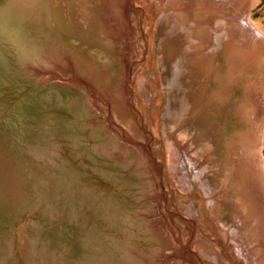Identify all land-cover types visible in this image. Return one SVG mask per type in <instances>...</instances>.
Returning a JSON list of instances; mask_svg holds the SVG:
<instances>
[{
    "label": "bare ground",
    "instance_id": "1",
    "mask_svg": "<svg viewBox=\"0 0 264 264\" xmlns=\"http://www.w3.org/2000/svg\"><path fill=\"white\" fill-rule=\"evenodd\" d=\"M72 1L0 0V151L9 153L1 154L0 251L13 223L19 235L7 239L28 240L18 251L24 264H264V31L251 17L258 0L146 1L136 25L156 31L154 86L133 77L125 32L120 39L102 21L116 26L113 11L130 10L128 1L76 0L83 17ZM73 20L90 28L89 39L86 30L74 34ZM60 46L71 51L73 69L36 76L34 52L46 58L42 51ZM95 63L107 67L97 81ZM144 84L154 88V114ZM163 117L175 146L152 142L169 137ZM148 120L160 136L145 131ZM148 149L153 159L143 157ZM33 195L56 205L46 219L64 224L62 237L59 224L26 233L24 210L41 209Z\"/></svg>",
    "mask_w": 264,
    "mask_h": 264
},
{
    "label": "rangeland",
    "instance_id": "2",
    "mask_svg": "<svg viewBox=\"0 0 264 264\" xmlns=\"http://www.w3.org/2000/svg\"><path fill=\"white\" fill-rule=\"evenodd\" d=\"M47 1V3L49 4V6L50 5H52V4H54L55 2H57L58 0H46ZM50 1V2H49ZM99 1V0H98ZM128 1V3L130 4V7H131V9L130 10H128V8L127 9H125L124 11H120V10H118V9H116L115 11H113L114 13L116 12V14H119V15H115V17H114V23L115 24H117V25H119V26H111L110 25V21H108L107 19H105V20H102L103 22H105V24L108 26V31H117V32H114V34L115 35H119V38L120 39H123V35L121 34V32H125V39L128 41V43H127V47H130V48H128L127 49V51H129V52H127V54L129 55V57H130V61H131V63L133 64V68H132V73H134L135 71V73H134V75H133V77H135V78H137L138 77V75L140 76V75H143V77L146 79V81H147V83H149V85H152L153 83H155V75L153 74V64H152V59H153V56H151V60H150V55L151 54H153V52L155 51V45H153L152 46V44H154L153 42H155V40H153L151 43H149V37H150V35L151 34H153V35H151V37H154V39H155V33H156V31H153L152 29H150V26H149V24L147 23V24H142L141 22H140V25H141V29L140 30H142V31H144V33L145 34H140V35H138V33H139V28H137V25H136V19H137V17H138V10L140 11L141 10V8H140V6L142 7H144V6H147L146 4H147V2L148 3H150V1L151 0H133V3L135 2V4H137V5H133L132 4V2L130 1V0H127ZM145 1V2H144ZM147 1V2H146ZM156 1H158V0H154V2H153V0H152V4H153V7H155V4H156ZM75 2H76V0H73L72 1V4H74V9H73V11H71L72 13H75V14H78L80 17H83V16H85V14L82 12V9L81 8H79V7H77L76 5H75ZM106 3L108 2V0H106L105 1ZM104 2V3H105ZM143 2H144V5H143ZM110 3V2H109ZM109 3H107L108 5H109ZM113 5V4H112ZM84 7H87L86 6V4H85V6ZM101 7H105V4H103L102 3V5H101ZM109 7V6H108ZM113 7V6H112ZM154 9V10H153ZM105 10V9H104ZM102 11V14H105V12H108V14H111V12H109V11ZM150 10H152V11H157L158 9H155V8H151ZM117 11H119L122 15H120V13H117ZM158 13H159V11H158ZM106 15H107V13H106ZM112 15V14H111ZM160 15V16H159ZM159 15L157 14V19H159V21L160 22H163L164 21V18L162 19L161 18V13H159ZM109 16V15H108ZM121 16V17H120ZM151 15L149 14V17H150ZM154 16L152 15L151 16V22H152V20L156 23H154V27L159 23L158 22V20L156 19V18H153ZM251 17H252V19H253V21L258 25V27L259 28H261L263 31H264V0H258V2H257V4L255 5V7L254 8H252V11H251ZM143 19V18H142ZM116 20V21H115ZM39 21V25H40V28H42L41 27V25L43 26V23L46 21L45 20V16H38L37 17V22ZM78 21V22H77ZM107 21H108V23H107ZM144 21V20H143ZM119 23V24H118ZM71 24L73 25V26H71L72 28L71 29H74L73 30V32H74V34L76 33V34H78V36H81L80 34H81V32L83 31V30H86V32L87 33H84V35H85V37L87 38V39H89V30H90V28H88L87 26H85L84 25V22H82V20L80 21V20H76V21H71ZM122 25V26H121ZM80 26V27H79ZM98 26H100V24H98ZM112 27V28H111ZM128 27H133L132 28V30H128ZM153 27V28H154ZM79 28V29H78ZM135 28V30H133ZM92 29V28H91ZM121 29V30H120ZM125 29V30H124ZM149 29V30H148ZM92 31V32H91ZM90 32L92 33V34H95V32L96 33H98V31H95V30H91ZM127 32H130V35H131V37H130V35L128 34L127 35ZM147 32V33H146ZM154 32V33H153ZM99 34V33H98ZM124 34V33H123ZM100 35V34H99ZM117 35V36H118ZM141 35H144L145 36V44H144V42H143V38H142V36ZM127 36V37H126ZM135 36V37H134ZM129 37V38H128ZM128 38V39H127ZM134 38H135V40H134ZM114 39V38H113ZM113 39L111 38L110 40H112L113 41ZM117 39V38H116ZM109 40V41H110ZM118 40V39H117ZM112 41H110L111 43H115V44H117V42H116V40L114 41V42H112ZM150 44H151V47H153L152 48V51H151V53L149 54V52L147 53V51H148V48H149V46H150ZM155 44H156V42H155ZM57 46H59V45H57ZM147 47V48H146ZM142 49H145L146 51L145 52H143L142 53ZM116 50H118L119 51V49H116ZM131 50V51H130ZM38 52H39V54H38ZM70 50L69 49H67L66 47H55L54 48V51L53 52H48V50H45V51H42V54L44 55V56H46V58H42L41 56H39L40 55V53H41V51H35L34 52V54L35 55H37L35 58H36V60H35V63L33 64V67H34V70H35V73L34 74H36V76H40V77H43V76H45V75H47V72L49 71V70H51V69H58L59 67L58 66H66L67 68H71V69H73L72 68V64H70V59H69V55H70ZM86 53V52H85ZM88 53V52H87ZM141 53V54H140ZM94 55V54H93ZM39 56V57H38ZM87 57H89L90 56V54L88 53L87 55H86ZM118 56V57H117ZM136 57V58H135ZM119 59H121V55H116V61L118 60V62H120V60ZM149 59V60H148ZM45 60H49V64H44V61ZM77 60V59H76ZM147 60V61H146ZM77 64H79V65H81L78 61H75ZM150 63V65L149 66H147V63ZM96 65L93 67V73L91 74L92 76H93V78L94 79H96L97 78V76L99 75V73H98V71L99 72H102V71H104V72H106V70H107V67H105V66H102L101 64H99V65H101L100 67L97 65L98 63H95ZM49 65V66H48ZM138 65H139V68H137L138 67ZM143 65V66H142ZM151 65H152V69H151ZM140 66H141V68H140ZM99 67V68H98ZM102 67V68H101ZM100 69V70H99ZM102 69V70H101ZM138 69V70H137ZM87 70V69H86ZM115 70H117V73H119V75H121V74H123L122 72H120L118 69H117V67H115ZM139 70H141V71H139ZM152 71V73H151V71ZM137 71H139V72H137ZM144 72H145V74H144ZM150 72V73H149ZM52 74V72L51 73H49L47 76L49 77L50 75ZM96 74V75H95ZM107 74V73H106ZM105 74V75H106ZM138 74V75H137ZM153 74V75H152ZM145 75V76H144ZM150 75H151V77H150ZM96 76V77H95ZM137 76V77H136ZM153 76V77H152ZM150 77V78H149ZM97 80H99V78H97L95 81H97ZM150 80V81H149ZM43 81H44V79H43ZM149 81V82H148ZM117 82V81H116ZM145 85V84H144ZM155 84H153L152 86H154ZM117 86H121V84H117V83H114L113 82V87L114 88H116ZM147 86H148V84H146L145 86H144V88H146V89H144V96H145V98H146V100H147V98H149V102L147 101V102H145L146 100H142L143 102H144V104H147L148 103V105L150 106H148V112L149 113H151L152 112V107L154 106V105H156V107H157V104H156V100H157V98H156V96L154 97V95H156L155 94V91L153 90L154 88L151 86V87H148L147 88ZM121 87H117V89H118V92L120 91L121 92V90H122V93L123 94H125V92H123V89L121 88ZM154 91V93H152L153 91ZM152 91V92H151ZM111 93V92H110ZM127 95V94H126ZM148 95H150V96H148ZM152 95V96H151ZM114 97H115V95H114ZM154 102H153V101ZM141 101V100H140ZM139 101V104H141V103H143L142 101L140 102ZM101 102V101H100ZM163 102H165L164 100H163ZM152 103V104H151ZM151 105H153V106H151ZM167 103H166V107H167ZM162 106H163V108L165 107L164 106V103H162ZM141 109H143V108H141ZM166 109V108H165ZM148 113V114H149ZM153 113V112H152ZM154 114V113H153ZM164 117H165V113H164ZM163 117V118H164ZM183 118L184 117H182V119H181V124H182V120H183ZM168 119V118H167ZM166 121V122H165ZM149 122V124H152L149 120L147 121V123ZM168 120H166L165 118H164V123H162L161 124V128L162 129H164V127H166L167 126V128L168 129H164L163 130V133L165 132V133H167V136L165 137V138H167L168 136V138H167V140H165V139H163V140H161L160 141V139H158V140H155V138L154 137H152L151 139H152V142H154V141H157L158 142V144H160V146L161 147H164L165 148V144H167V146L169 145L168 143H171L172 142V144L174 145V139H173V137L171 136L172 135V133L173 132H171V131H169V130H171V129H169L170 128V126H168ZM167 123V124H166ZM180 124V125H181ZM145 125V124H144ZM152 126L154 127V129L155 130H151V129H153V127H149V128H147V130H145L146 132H151V133H153V135L154 134H159V136L161 135V133H160V131L159 130H157L156 129V127L154 126V123L152 124ZM144 127H146V125L144 126ZM158 131V132H157ZM169 131V132H168ZM148 132V133H149ZM171 133V134H170ZM50 135V134H49ZM39 137V136H38ZM171 139H172V141H171ZM171 141V142H170ZM166 142H168V143H166ZM0 144L2 145V143L0 142ZM27 145L29 144L30 145V142L29 141H27V143H26ZM40 144L39 143H36V144H34V146H37V148H38V146H39ZM151 145V144H150ZM175 146V145H174ZM173 146V148L175 149L176 147H174ZM24 147V146H23ZM264 148V147H263ZM262 148V151L261 152H263L262 153V155L264 156V149ZM20 149H25V148H22V146H20ZM39 149H41L40 147L38 148V150ZM159 149V147H155V148H153V151H157ZM17 150H19V148L17 149ZM4 151H7V150H3V152L2 151H0V170L2 169V166H3V161L5 160L3 157H5V156H3V155H1V154H6V156H8L9 157V153H8V151L7 152H4ZM143 157H145V156H147V157H149L148 159H153V156H151L152 155V150L151 149H148L147 150V152L145 153V152H143ZM165 154V153H164ZM12 158H13V156H11ZM19 157V156H18ZM11 158V159H12ZM20 158V157H19ZM14 159V158H13ZM7 161H9V159L7 158L6 159ZM158 160H161L160 159V157L158 158ZM13 161V160H12ZM159 163H163V162H159ZM163 166V172L165 173L166 171H167V168L165 169V165H164V163L162 164ZM165 166V167H164ZM165 170V171H164ZM162 172V178H163V180H164V182L163 183H165V185H166V187L167 188H170V191H173V187H172V185H170V183H172V182H168V181H170V179H169V177H166V176H169L170 175V173H163ZM168 172V171H167ZM180 177H182L183 178V176L181 175ZM184 180V179H183ZM180 181V180H179ZM167 182L169 183V184H167ZM185 182V181H184ZM169 185V186H168ZM172 187V188H171ZM32 191L34 192V189H32ZM166 193H167V191H166ZM33 197H34V201L35 200H38V202H39V206L41 207V209H36V206L35 205H33V207L31 206H28L27 208H26V210H24L25 211V213H28V216L25 218V221H24V223L22 224L21 223V225H22V227L24 228V230H27L28 229V231H26V233L27 232H32L33 230H38V229H40L41 231H43V234L44 233H47V232H50V231H52V230H54V229H56V225H58L59 224V226H61L60 228H58V230H57V232L59 233V234H61V237L63 236L62 234V231H61V229H62V227L64 226V224H61V223H57V222H53V221H51L50 219L51 218H49L48 220L50 221V223H49V221L46 219V217L48 218V217H54V216H52V212L55 210L56 211V205H54V204H51V203H48V202H46V200H42V199H40V198H38L37 199V197L35 196V195H33ZM61 202L59 201V204H60ZM50 204V205H49ZM42 205H43V207H42ZM51 206V207H50ZM29 208H32V209H29ZM52 209V210H51ZM27 210L29 211V212H27ZM37 210V213L36 214H34L35 213V211ZM50 210V211H49ZM42 211H47L46 212V214H43L42 213ZM30 213H32V214H30ZM47 213H48V215H47ZM59 213V212H58ZM37 214H39L38 216L40 217V219H41V221H40V219H38L39 217H37L36 215ZM31 215H32V217H31ZM33 215H34V218H33ZM70 216V217H69ZM77 216V213H75L74 215H71V214H69L68 215V218L67 217H63V220H70V219H75V217ZM56 217V216H55ZM72 217V218H71ZM45 219V222L43 221V219ZM67 218V219H66ZM29 219H32L31 221H30V223H28V221H29ZM38 219V220H37ZM62 219V218H61ZM37 221H40L39 223H37ZM48 221V222H47ZM43 224H42V223ZM52 222H53V224L55 225H53L52 224ZM48 224V225H46V224ZM73 223V224H72ZM50 224V225H49ZM61 224V225H60ZM66 224H68V223H66ZM65 224V225H66ZM70 224L73 226V227H75V225H78L79 224V220L75 223V222H70ZM10 225V229H9V231H8V229H6V233H5V229H3L4 230V233L6 234V236H4V237H6V242L8 241L9 243H10V245H8L7 244V246H6V249L5 250H2L3 251V253L0 251V263H4L3 261H4V259L6 258V259H11L12 260V258L14 257V258H17V259H15V264H24V261H23V254L22 253H18V251L20 250V248H21V250L22 251H24L25 250V248L24 247H26L25 245L27 244V242H28V240L26 239V240H24V242H23V244L21 245V241H17L16 243H14L13 244V239H10V240H8L7 239V236H10L11 238H12V236H17V235H19V233L16 231V225L14 224L13 225V223H11V224H9ZM38 226V227H37ZM44 226V227H43ZM48 226V227H47ZM43 227V228H42ZM54 227V228H53ZM58 227V226H57ZM36 228V229H35ZM13 229V230H12ZM3 230H2V232H3ZM10 230L11 231H14L15 232V235L14 234H12L11 232H10ZM40 231V232H41ZM26 233H25V231H24V233H23V235L25 236L26 235ZM42 235V233L40 234V236ZM72 236H73V233H72ZM76 238V237H75ZM26 242V243H25ZM21 246H23V247H21ZM28 246V245H27ZM15 247V248H14ZM47 247H48V245H46V246H44V249H45V253H43V252H39V254L41 255V256H48V252H47ZM7 251V252H6ZM12 252H15V253H12ZM47 253V254H46ZM2 255H3V257H2ZM17 255V256H16ZM68 255L69 256H73L74 255V253H73V251H70L69 253H68ZM21 256V257H20ZM41 256H38V257H41ZM5 257V258H4ZM37 257V256H36ZM25 258V257H24ZM50 258V257H49ZM71 259H69L68 260V262L70 261ZM23 261V262H22ZM69 264H71V262H69Z\"/></svg>",
    "mask_w": 264,
    "mask_h": 264
}]
</instances>
